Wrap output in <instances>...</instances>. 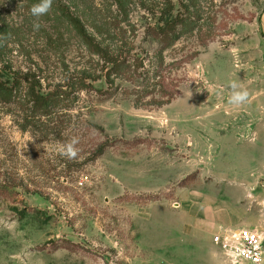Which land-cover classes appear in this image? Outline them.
<instances>
[{"label": "rangeland", "instance_id": "1", "mask_svg": "<svg viewBox=\"0 0 264 264\" xmlns=\"http://www.w3.org/2000/svg\"><path fill=\"white\" fill-rule=\"evenodd\" d=\"M39 2L0 0V264H211L203 223L264 232V0H53L35 30Z\"/></svg>", "mask_w": 264, "mask_h": 264}, {"label": "built area", "instance_id": "2", "mask_svg": "<svg viewBox=\"0 0 264 264\" xmlns=\"http://www.w3.org/2000/svg\"><path fill=\"white\" fill-rule=\"evenodd\" d=\"M213 241L231 264H264V233L257 228L220 231Z\"/></svg>", "mask_w": 264, "mask_h": 264}, {"label": "clouds", "instance_id": "3", "mask_svg": "<svg viewBox=\"0 0 264 264\" xmlns=\"http://www.w3.org/2000/svg\"><path fill=\"white\" fill-rule=\"evenodd\" d=\"M53 6V0H40L39 3L33 4L30 8V14L37 18L33 22V27L35 30H39L41 24L39 22V18L47 15ZM231 89L230 96L228 98V103L235 106L243 105L248 101L249 93L246 88L242 84H239L235 81L229 84ZM79 143L76 137H73L66 144H61L57 149V154L69 159L74 160L78 157L79 149L76 145Z\"/></svg>", "mask_w": 264, "mask_h": 264}, {"label": "crops", "instance_id": "4", "mask_svg": "<svg viewBox=\"0 0 264 264\" xmlns=\"http://www.w3.org/2000/svg\"><path fill=\"white\" fill-rule=\"evenodd\" d=\"M207 225L208 224L203 223L202 227H204V229L212 230L211 231V236L212 237H214L215 232H217L218 230H219L218 232H220V231H225V230L229 229V228H226V226H224V224H221V223L220 224H209L208 226ZM212 241H213V239H212ZM213 245L216 247V251H213V252L211 251V257H212L211 258L212 259L211 264H231L229 259L224 254L223 250L219 246H217L214 243V241H213Z\"/></svg>", "mask_w": 264, "mask_h": 264}, {"label": "trees", "instance_id": "5", "mask_svg": "<svg viewBox=\"0 0 264 264\" xmlns=\"http://www.w3.org/2000/svg\"><path fill=\"white\" fill-rule=\"evenodd\" d=\"M71 23L74 25V27H75V29L77 30V32L79 33V34H82V35H85V30H84V28L81 26V22H80V20L79 19H77V18H73L72 17V20H71ZM88 37V36H87ZM88 39H90V38H88ZM0 91H11V87H7L6 86V83H3V82H0ZM33 95V97H34V102L36 103V104H38V105H41L40 103H42V105H44V104H47V100H48V98H45V97H43L42 95H36L35 93H32ZM102 149V148H101Z\"/></svg>", "mask_w": 264, "mask_h": 264}]
</instances>
